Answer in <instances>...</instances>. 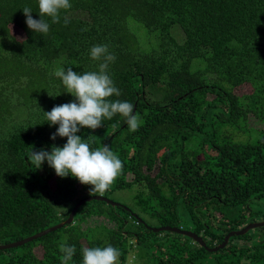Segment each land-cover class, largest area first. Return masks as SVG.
<instances>
[{
    "label": "trees",
    "instance_id": "16d2710c",
    "mask_svg": "<svg viewBox=\"0 0 264 264\" xmlns=\"http://www.w3.org/2000/svg\"><path fill=\"white\" fill-rule=\"evenodd\" d=\"M69 2L59 23L44 16L43 34L28 28L22 10L39 20L38 0H0V244L66 220L90 196L92 185L58 176L47 161L35 169L27 157L66 143L51 139L59 125L44 114L75 100L54 73L99 72L102 61L90 57L98 44L115 56L106 71L121 95L108 99L132 103L142 123L131 132L115 114L77 135L91 150L108 145L122 161L103 195L133 188L134 203L85 202L71 224L0 250V264H62V242L76 249L68 264H82L83 247L109 244L123 263L136 248L147 264H264V226L231 237L217 252L151 229L192 230L214 248L229 232L264 220V0ZM143 27L155 46H146ZM243 85L251 91L239 94ZM251 117L263 127H249ZM229 129L256 136L236 140ZM97 225L105 238L88 236Z\"/></svg>",
    "mask_w": 264,
    "mask_h": 264
},
{
    "label": "clouds",
    "instance_id": "9594fccd",
    "mask_svg": "<svg viewBox=\"0 0 264 264\" xmlns=\"http://www.w3.org/2000/svg\"><path fill=\"white\" fill-rule=\"evenodd\" d=\"M71 6L69 0H38L39 20L32 17L30 8L25 7L22 10L29 29L34 33L47 34L49 24L44 16L50 17L53 23H59L60 11L70 9ZM68 22L65 17V25ZM90 57L102 61L99 64V72L77 73L69 67L67 70L59 68L54 73L61 79L66 92L72 94L75 100L56 105L50 111H44V114L50 125H59L56 132L52 133L51 139L55 140L57 136L67 137L66 143L62 147L53 145L50 152L44 149L32 150L27 158L35 165V169L47 161L58 176L63 178L71 175L81 184L92 185L90 192L103 194L121 174L122 161L108 145L91 150L90 145L84 142L77 132L84 127L94 130L102 125L105 118L110 120L115 114L125 118L131 132L137 131L142 122L134 114L132 103L108 99L113 95H121L106 71L109 63L115 61V56L108 51V46H92ZM59 249L63 253L62 264H68L76 251L75 246L62 242ZM119 255L118 249L111 244L105 247H83L82 264H117Z\"/></svg>",
    "mask_w": 264,
    "mask_h": 264
},
{
    "label": "rangeland",
    "instance_id": "374dc122",
    "mask_svg": "<svg viewBox=\"0 0 264 264\" xmlns=\"http://www.w3.org/2000/svg\"><path fill=\"white\" fill-rule=\"evenodd\" d=\"M175 27L178 28V25H176ZM143 30L145 32V33L143 32V34H144L143 36L145 37L146 46L147 47L155 46L157 44L156 40L152 37H151V39L147 37L146 34H149V33L145 27H143ZM11 31H12V34L18 39H23L25 37L24 31L16 25L11 26ZM151 34H156V33L152 32ZM178 37L179 38L182 37L181 31L180 32L178 31ZM57 69L58 68H56V70ZM249 91H251L250 85H243V86H240L239 88H237V92L239 94L247 93ZM249 120H250L249 127H251V128L256 127L258 129L263 127V124L258 122V120H256L255 118L251 117ZM229 133H232L236 140H246L249 137V135H252V137L256 136V132H254V131L239 132L238 130H235V129H229ZM193 148H195V147H193ZM90 189L87 192V194H90V196H92V195H103L105 193V192L103 194L92 193V192H90ZM134 194H135V190H133V188H130V189L115 190L113 192H109L107 197L110 198L111 200L116 201V202H120V203H124L125 205L133 206ZM102 221H104V219ZM184 225H185V223H184ZM93 227L94 228L90 229V231L88 232L89 237H98V238H105L106 237L105 228H103L101 225H97V226H93ZM148 259H149V257L144 252H142L140 250L137 252V249L134 248V249L130 250L125 263L121 262V260L118 257L117 264H147Z\"/></svg>",
    "mask_w": 264,
    "mask_h": 264
},
{
    "label": "water",
    "instance_id": "95a60500",
    "mask_svg": "<svg viewBox=\"0 0 264 264\" xmlns=\"http://www.w3.org/2000/svg\"><path fill=\"white\" fill-rule=\"evenodd\" d=\"M92 200H100V201H105L109 204H112V205H123L121 204L120 202H116L114 200H111L110 198L104 196V195H92V196H88L84 199H82L80 202H78L76 204V206L74 207V209L71 211L69 217L58 223V224H55L53 226H50L36 234H33L27 238H24L22 240H18V241H15V242H11V243H7V244H0V250L2 249H8V248H14V247H19V246H22L30 241H33L35 239H38L42 236H45L47 235L48 233H51L53 231H56L57 229H60L62 228L63 226L67 225V224H71L73 221H74V217H75V213L77 212V210L79 209V207H81V205L85 202H88V201H92ZM127 208V207H126ZM264 226V220L263 221H256V222H251L249 223L248 225H246L244 228L242 229H239V230H233L231 232H229L225 238H224V241L218 245L217 247H214V248H210L206 245V242L203 240V238L197 234L196 232L192 231V230H186V229H183L181 227H171V226H162V227H151V229L154 231V232H160V231H170V232H175V233H178V234H183V235H186L192 239H194V241L200 243L202 246H204L209 252H217L218 250L224 248L231 237L233 236H240V235H244L246 234L247 232H249L251 229H255V228H258V227H263Z\"/></svg>",
    "mask_w": 264,
    "mask_h": 264
}]
</instances>
